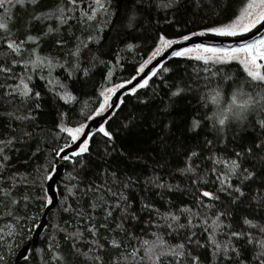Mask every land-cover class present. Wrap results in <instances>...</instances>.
Wrapping results in <instances>:
<instances>
[{
  "label": "snow or ice",
  "instance_id": "1",
  "mask_svg": "<svg viewBox=\"0 0 264 264\" xmlns=\"http://www.w3.org/2000/svg\"><path fill=\"white\" fill-rule=\"evenodd\" d=\"M186 2L0 0V45L6 49L0 51V98L20 105L6 113L17 122V128L0 138V185H5L0 187V203L9 209L8 215H14L18 204L14 189L21 182L41 193L23 197L35 212L18 220L17 227H10L7 237L12 243L0 236V264H8L19 246L17 238L21 242L30 239V234L43 226L37 221L54 207L56 222L49 225L52 231L45 236V247L25 256L26 261L264 264V215L258 214L264 212V0H229L231 13L199 30L188 29L192 21L180 19L181 6ZM201 3L203 0H197L198 7ZM218 6V0L206 4L213 16H219ZM161 20L174 26V34H169ZM113 31L127 38L123 47L101 51L102 40ZM194 37L240 40L227 45L192 43ZM50 38H55L56 48L64 51L43 52V42ZM137 40L140 43L132 42ZM125 53L137 57L131 68L134 74L114 83L117 70H124ZM192 62L199 66L194 75L186 71ZM232 64L238 65L242 73L231 75L223 70ZM16 67L21 68L20 73ZM181 67L185 68L184 75L180 74ZM57 69L64 72L63 78L53 75ZM97 71L102 80L95 99L78 92L70 83L79 82L81 77L91 79ZM36 76L45 81L66 110L58 113L53 126L55 142L44 163L34 169V174L21 176L17 172L4 180L12 161L10 153L18 145L36 135H53L52 131L34 133L25 128L28 124L38 127L33 114L41 107V92L33 83ZM153 78L167 90L169 104L160 110L161 115L170 116L169 107L184 100L188 109L185 130L196 137L204 134L203 141L181 146L182 159L166 173L168 179L163 174L147 177L143 189L150 195H141L138 202L126 194L138 181L132 176L120 179L112 172L110 178L105 174L102 185L89 181L83 189L84 194L93 195L88 209L78 203L73 207L71 201L80 199L77 193L84 183L81 176L94 137L99 134L105 138L106 154H110L107 146L115 148L117 133L111 121L125 101L123 96L118 97L117 104L113 97L123 89H127V95L137 96L138 90L148 87ZM97 118L101 121L93 132L90 124ZM127 120L124 128H129L135 117ZM173 124L156 121L152 126L159 127L163 134ZM160 143L163 155H169L165 140ZM36 155L33 153V158ZM168 163L164 160L159 167L163 170ZM66 165H71L64 185L66 198L58 202L48 194L52 190L48 182H54ZM185 181L188 184L182 187ZM177 192L187 195L189 201L170 198ZM240 208L247 210L241 212ZM65 213L74 218L72 230L63 221Z\"/></svg>",
  "mask_w": 264,
  "mask_h": 264
},
{
  "label": "trees",
  "instance_id": "2",
  "mask_svg": "<svg viewBox=\"0 0 264 264\" xmlns=\"http://www.w3.org/2000/svg\"><path fill=\"white\" fill-rule=\"evenodd\" d=\"M207 3L208 0H203V3H201L198 7L197 0H187V2L181 6V21H192L188 23V29L199 30V28L204 24H211L214 20L223 19L231 13L232 8L229 7V0H218L219 6L216 8V11L219 13V16H213L208 12L206 7ZM24 15L26 17L27 14L25 13ZM161 25L166 28L169 34H174V26L166 25L163 20H161ZM180 27L183 28V23ZM13 30H15V26ZM54 39L55 38H50L43 42V52L47 53L51 51L52 53H57L64 51L56 48L53 43ZM126 39L127 38L123 35L117 36L114 31L109 32L105 35L101 42V51L107 52L109 47L116 48L118 45L123 47L122 42ZM132 42L140 43L139 40ZM150 43L151 41H148V44ZM71 44L72 42L69 40L68 46L71 47ZM93 47H95V45H93ZM2 50L6 49L0 45V51ZM141 55H143V53H141ZM124 56V70H117V75L113 80L114 83H119L122 79L129 77L130 74H134L132 73L131 68L137 57L132 53H125ZM103 58L109 59L110 57L105 56ZM197 67L199 66L196 62H192L191 65L187 67L186 71L188 74L194 75V69ZM223 70L231 75L242 73V69L236 64H232ZM15 71L20 73L21 68L16 67ZM180 74H185L184 67H181ZM45 75H47V73H45ZM53 75H59L63 78L64 72L57 69ZM201 75H204L202 71ZM185 79H187V76H185ZM101 80V74L97 71L95 76L91 79L85 80L81 77L79 82L70 83L73 84V87L78 92L87 93L89 97L95 99V92L99 90ZM33 83L35 84V90L41 92V107L33 113L37 117L35 123L38 127L33 128L30 124H28L25 128L26 130L34 133H40L41 130L44 132L52 131L53 135H36L33 138L28 139L26 142L18 145L17 150L10 153L12 161L9 172L4 173V180H10V175L16 174L17 172L21 176L27 175L28 173L34 174V169L44 163L45 155L55 142L53 140V136L55 134L53 126L59 119L58 113L66 110L62 106V102H59L48 90V86L45 81L40 80L39 77L36 76L34 77ZM213 86H215V82H213ZM2 91L3 89H0V92ZM166 91L167 90L160 84V81L157 78H153V80L149 81L148 87L138 90L137 96L127 94L124 96V104L118 110L116 118L111 121V128L117 133L115 148L113 149L110 145L107 146V152L110 154H106V145L104 143L105 138L99 134L94 137L91 143V154L87 155L85 158L87 167L81 176V178L84 179V183L79 185L81 191L77 193V196H79L80 199L79 201H71L73 207H75L78 203L81 208L88 209L89 205L93 202V195L92 192L84 194L83 189L89 186V181L102 185L105 181V174L107 173V176L110 178L112 172H115L120 179H124L126 176H132L133 179L138 181L136 185L132 186L130 193H126L130 194L138 202L141 195H150L149 192H146L143 189L144 180L147 177L154 174H163L165 179H168L166 173L182 159V156L179 155V153L183 151L181 146L183 145L187 147L189 145H195L198 140L200 142L203 141L204 134L200 137H196L185 130L184 120L188 109L184 100H178L174 106L169 107V112L171 113L170 116L161 115L160 110H162L165 105L169 104L168 96L165 95ZM204 91H206V89ZM141 101H145V103H141ZM18 108H20L18 103L0 98V138L11 134V130L13 128H17V122L10 120L6 113ZM208 108H211L210 102L208 104ZM23 111H26V108ZM72 115L75 117V113ZM129 116H134L135 120L129 128H124L123 124L128 122L127 118ZM153 117H155V121L153 120ZM156 121H161L163 123L174 121V124L170 131H165L161 134L159 127L152 126ZM17 131H19V129H17ZM161 139H164L167 145V152L169 153L167 156L163 155L164 147L160 143ZM231 147L232 145L229 144V149H231ZM37 149H39V151H37ZM121 152H124L127 155L122 156ZM33 153L37 154L35 158H33ZM164 160L169 161V163L167 167L162 170L159 167V164L164 163ZM70 171L71 165H66L64 174L58 181L57 189H59V201H63L66 198L64 185L68 178V172ZM176 179L179 181L180 178L177 177ZM27 183L30 184V181ZM73 183H76V181H73ZM187 184L188 182L185 181L182 187L187 186ZM4 186L5 185H0V187ZM14 194L15 198L18 200V204L15 206L14 215H8L9 209H5L3 204L0 203V236H3L8 243H12V240L7 237L10 227H17L18 220L22 221L26 215H32L35 212V208L31 205V203L25 202L23 197L29 194L40 195L41 193L38 189L33 190L30 187L24 186V182H21L18 184L17 188L14 189ZM170 198L177 200L183 199L185 202H188L190 199L187 195L181 196L178 192ZM246 210V208L239 209L241 212ZM55 213L56 208L54 207L48 215V224L44 229L42 236L31 248L28 256L34 253L36 249L45 247V236L52 231L49 225L56 222L53 218ZM258 214L264 215V212ZM63 221L67 222L71 226L69 230H72V228L75 227L72 215L67 213L63 214ZM39 222L40 220L37 221V223ZM33 233L34 231L30 234V238ZM28 240L29 238H25L21 242L19 238H17V244L19 246L15 247V251L8 259V264L13 263L18 250ZM61 242L63 243V241ZM18 264H36V262L32 260L26 261L23 259Z\"/></svg>",
  "mask_w": 264,
  "mask_h": 264
},
{
  "label": "water",
  "instance_id": "3",
  "mask_svg": "<svg viewBox=\"0 0 264 264\" xmlns=\"http://www.w3.org/2000/svg\"><path fill=\"white\" fill-rule=\"evenodd\" d=\"M261 31H264V29H261ZM240 38H210V37H194L191 41L192 43H218V44H232V43H238ZM151 67V66H150ZM146 73L148 72V69L145 70ZM136 82H133L135 84ZM133 85H129L127 87H132ZM127 92V89L120 90L116 96L113 97V101L115 103H119L118 97L125 96ZM101 118H97L95 121H92L90 124V128L93 132L96 131V129L99 127ZM75 147V146H74ZM65 171V167L61 168L58 172V174L54 178L53 181H49L48 183L51 184L52 190L48 193L49 195H53L57 201H59V193L57 191V184L58 181L62 178ZM50 212L47 213L46 216L41 217V220L39 223H43V226L35 229L34 233L32 234L31 238L18 250L14 261L12 264H18L23 259H25V256H28L30 253L31 248L38 242L40 237L42 236V233L44 229L46 228L48 224V215Z\"/></svg>",
  "mask_w": 264,
  "mask_h": 264
},
{
  "label": "rangeland",
  "instance_id": "4",
  "mask_svg": "<svg viewBox=\"0 0 264 264\" xmlns=\"http://www.w3.org/2000/svg\"><path fill=\"white\" fill-rule=\"evenodd\" d=\"M41 220V219H40Z\"/></svg>",
  "mask_w": 264,
  "mask_h": 264
}]
</instances>
